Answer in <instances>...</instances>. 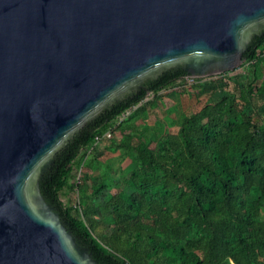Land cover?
Here are the masks:
<instances>
[{
    "label": "water",
    "instance_id": "water-1",
    "mask_svg": "<svg viewBox=\"0 0 264 264\" xmlns=\"http://www.w3.org/2000/svg\"><path fill=\"white\" fill-rule=\"evenodd\" d=\"M264 0H0V264H98L41 194L72 136L143 82L242 64Z\"/></svg>",
    "mask_w": 264,
    "mask_h": 264
},
{
    "label": "trees",
    "instance_id": "trees-1",
    "mask_svg": "<svg viewBox=\"0 0 264 264\" xmlns=\"http://www.w3.org/2000/svg\"><path fill=\"white\" fill-rule=\"evenodd\" d=\"M243 57L239 67H249L237 91L226 72L219 74L225 93L190 112L178 110L176 132L158 134L154 127L146 135V129L125 134L121 145L133 165L122 180H94L85 171L75 184L73 170L95 135L120 128L115 118L147 92L156 97L182 79V66L104 108L56 154L39 181L41 194L98 264H264V109L258 103L264 78L257 77L264 28ZM75 185L78 201L64 203L62 194Z\"/></svg>",
    "mask_w": 264,
    "mask_h": 264
},
{
    "label": "rangeland",
    "instance_id": "rangeland-1",
    "mask_svg": "<svg viewBox=\"0 0 264 264\" xmlns=\"http://www.w3.org/2000/svg\"><path fill=\"white\" fill-rule=\"evenodd\" d=\"M244 62V61H243ZM242 62V63H243ZM248 65L245 64L241 67H237L231 71L226 72V77H230L233 80L230 82L229 88L232 89L233 91H237V89L240 87L241 83L244 82V80L247 78L246 72L248 69ZM257 77L258 80H262L264 78V61L259 63L257 66ZM201 85V88L197 91L195 90L193 84L197 83ZM182 87V88H181ZM214 89V91H212L211 95H208L209 90ZM225 83L222 79V77L219 74H211V75H204V76H194L193 80H182L180 83L179 82H175V84L170 85L169 87H167V89H163L160 92H164L165 95L168 97L174 95V96H178L179 98V106L181 108H176L173 110H170L167 108L166 106V110L165 113L162 111V109L160 110H153L150 111V113H148V119L146 120L145 118V124H147V126L150 128H156L158 134L161 133H173L176 132L177 130V126L175 121H173V119L176 117V113L178 110L183 111V112H190L191 110H194L195 108H197L200 103H202L203 101L206 100H214L219 98L221 95H223L225 93ZM161 93V94H162ZM199 97L201 102H195L196 98ZM155 98V94L151 95L149 100L151 101V99ZM261 106V109H264V99H259L258 102ZM173 106V105H172ZM133 113L131 112L130 115L127 116H118L115 118L113 125H117V124H122V125H132L133 120H131V115ZM146 117V114H144ZM170 115H174V117H170ZM122 118V119H119ZM263 122H264V117L262 118ZM119 122V123H117ZM110 129V128H109ZM118 128L114 127V129H110L111 131V137L110 138H106V139H114V136H119V132H117ZM132 130V129H131ZM147 130V129H146ZM145 131L144 135L149 134V131ZM122 136L121 138H123V140H128V138L125 137V133L123 134V132H121ZM131 132H127V134H130ZM124 136V137H123ZM99 142V141H98ZM122 153V154H121ZM126 153L120 152L119 156H124ZM123 159H119L118 160V164L117 167L111 168L110 165L114 164V162H116L114 159H111L108 162L107 165V169L106 170H102V177H107L109 178H114V179H119L122 180L123 178L127 177L129 175L130 172V168L131 167H123L120 165V163H123ZM132 166V163H131ZM86 169H88V166L86 165ZM85 172V167H81L78 165H75L74 170H73V174L77 173V172ZM115 174H118V176L113 177ZM97 180V179H94ZM115 189V188H114ZM80 195V193H79ZM78 196L76 195V193L70 192V191H65L61 198L62 201L66 204H68L69 202H73L74 200H76Z\"/></svg>",
    "mask_w": 264,
    "mask_h": 264
},
{
    "label": "crops",
    "instance_id": "crops-1",
    "mask_svg": "<svg viewBox=\"0 0 264 264\" xmlns=\"http://www.w3.org/2000/svg\"><path fill=\"white\" fill-rule=\"evenodd\" d=\"M162 91V90H161ZM159 92L158 95L150 101V103L147 105V107L139 112V114H132L131 120H133L132 125H122L120 128H118L116 131L119 132V136H114V139H106L103 138L99 142L94 143V146L90 151H88L83 159L81 167H85V171L89 173L90 177L93 179H101V178H107L102 177V170H106L108 162L111 159H114L116 162L114 164L110 165L111 168L117 167L118 160L123 159V163H120L122 168L124 167H131V159L128 156H119L120 152H123V147L121 145V132L123 134L127 132H137V131H143L144 129H149L147 124H145V118L148 119V113L150 111H153L155 109L160 110L165 113L166 106L168 109L173 110L175 107L177 108L179 104V98L178 96H166L165 93ZM166 105V106H165ZM173 105V106H172ZM134 112V111H133ZM132 112V113H133ZM146 114V117L145 115ZM170 117H174V115H170ZM119 123V122H117ZM119 125V124H117ZM124 127V128H122ZM132 129V130H131ZM152 128H150L148 131H151ZM122 154V153H121ZM86 165L88 166V169H86ZM133 165V163H132ZM118 176V174H115L113 177Z\"/></svg>",
    "mask_w": 264,
    "mask_h": 264
},
{
    "label": "built area",
    "instance_id": "built-area-1",
    "mask_svg": "<svg viewBox=\"0 0 264 264\" xmlns=\"http://www.w3.org/2000/svg\"><path fill=\"white\" fill-rule=\"evenodd\" d=\"M193 78H194V76H191V75L186 74L182 79L177 80V82L180 83L182 80H185V81L186 80H193ZM153 94H154L153 92H147L141 99H139L137 102H135L131 106H129L120 115L121 116H124V117L127 116V115H130V113L133 112L140 105H142L143 103L149 101L150 96L153 95ZM119 119H122V118H119ZM111 134L112 133H111L110 129H106L101 135H95V137H94V143L100 141L103 138H110L111 137ZM81 175H82V172H80V171L74 174V176H75V179H74L75 184L80 181ZM73 193H76V195L78 196L76 198V202H77L78 201V198H79V190H78V187L76 185L74 187Z\"/></svg>",
    "mask_w": 264,
    "mask_h": 264
}]
</instances>
